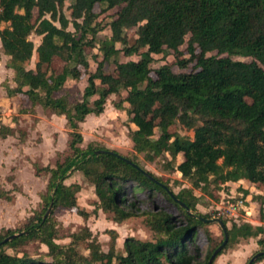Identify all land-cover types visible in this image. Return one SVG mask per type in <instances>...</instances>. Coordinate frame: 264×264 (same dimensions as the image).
Wrapping results in <instances>:
<instances>
[{
	"label": "trees",
	"instance_id": "obj_1",
	"mask_svg": "<svg viewBox=\"0 0 264 264\" xmlns=\"http://www.w3.org/2000/svg\"><path fill=\"white\" fill-rule=\"evenodd\" d=\"M71 1L68 16L66 0H0V24H6L0 38L16 82L15 87L3 85L9 96H26L32 104L65 115L70 129V151L64 159L55 166L36 165L37 174L50 173L43 209L23 229L0 233V242L18 234L0 244V264H208L218 246L205 260L198 247L191 250L197 230L209 224L200 216L210 217L198 211L195 189L211 194L213 185L221 188L243 179L264 186V0ZM107 14L111 34L100 40ZM133 29L135 38L130 35ZM32 34L41 37L38 45ZM94 49L99 53L92 68L88 53ZM35 52L36 66L28 68ZM57 61L61 68H56ZM107 62L114 63V72L106 70ZM84 74L82 99L71 103L66 82ZM113 94H125L115 106L126 110L136 127L130 134L133 152L127 154L93 143L81 145V123L90 114H102ZM176 126L193 135H182L173 129ZM0 133L7 137L12 129L2 125ZM166 153L172 158L167 166L190 180L192 187L175 193L168 181L138 160V154L154 161ZM179 156L182 160L176 163ZM75 171L83 172L95 186L94 211L112 213L116 222L143 216L155 240L128 237L126 253H117L115 244L104 251L86 229L73 233L68 245L58 243L53 217L57 209H75L89 217L77 200L81 184L66 182ZM136 189L163 193L185 221L176 224L164 210L138 211L126 196ZM243 193L248 196L249 191ZM1 198L12 195L0 188ZM254 198L260 200L264 222V195ZM51 203L52 212L45 217ZM227 228L229 239L218 255L241 239L255 237L262 252L255 262L264 259V225L243 222ZM223 236L220 244L224 231ZM33 241L48 247L51 262L26 252L20 255L19 248Z\"/></svg>",
	"mask_w": 264,
	"mask_h": 264
},
{
	"label": "rangeland",
	"instance_id": "obj_2",
	"mask_svg": "<svg viewBox=\"0 0 264 264\" xmlns=\"http://www.w3.org/2000/svg\"><path fill=\"white\" fill-rule=\"evenodd\" d=\"M71 2V0H66L64 6V12L68 16H70L69 5ZM110 12L113 13V10ZM110 20L111 17L107 14L103 20L105 28L98 34L100 40L111 34V30L107 26ZM69 29L74 30L72 25L69 26ZM130 35L132 38L136 37L134 29L130 31ZM31 38L36 44L39 43L40 37L38 38L37 35L32 34ZM186 47L187 44L182 49H186ZM97 53H99L97 49L89 50L88 56L92 68L96 66L94 55ZM99 57L101 58V55ZM121 58L127 60L125 56ZM245 60H250V57ZM35 66L36 63L33 60L28 64V67L35 68ZM55 66L61 68L62 63L57 61ZM105 68L114 72L115 65L107 62ZM175 69L179 70L178 67ZM191 69L192 67H189L187 71ZM86 77L84 74L81 79L70 78L66 82V92L71 103L82 99L87 84ZM8 80L7 78L6 81ZM5 84L9 85L10 83L5 82ZM6 91L5 85L0 86V128L2 125L9 127L12 129V134L4 137L0 133V188L9 191L12 199H0V233H5L8 229H23L29 218L36 211L43 209L42 196L47 192L50 173L43 171L37 174L36 165L55 166L70 151V129L64 115H58L41 104H32L23 95L8 97ZM124 95H111L102 114H91L87 116L84 124L81 123L80 131L84 138L81 145L84 148L93 143L97 146L116 149L124 154L133 152L134 143L130 134L136 127L131 122L126 110H120L115 106ZM173 129L178 130L182 135H193L192 131L186 130L183 126H176ZM171 159L169 153L154 161H149L144 158L143 154H138L141 165L168 181L175 193L184 187H192L190 180L167 166ZM181 160L182 156H179L176 163ZM66 182L81 184L82 188L77 194V200L80 208L88 211L89 217L85 218L77 210L69 208H59L54 212L53 217L59 228V237L56 241L62 246L71 243L73 233H79L86 229L92 231L104 251H109L111 245L115 244L117 253H126L124 242L128 237L155 240V233L146 224L143 216L116 222L112 213H105L101 209L94 211L98 199L95 194V186L84 176L83 172L75 171ZM243 189L249 191L248 196L244 195ZM195 193L200 197L197 205L198 211L210 215L209 218H226L228 227L233 223L243 222H249L255 226L264 225V222L260 220V200L253 199L256 195H264V186L256 187L243 179L239 182L225 183L221 188H216L213 185L211 194L200 189H195ZM126 196L128 200L135 201L140 212L164 210L176 218V224L185 221L182 220L183 216L179 207L161 192L150 195L146 189H136L128 190ZM230 204H234V208ZM206 229L209 230V233ZM223 237L220 224L209 223L207 228L197 230L193 237L191 250L194 246L198 247L200 258L205 260L212 249L221 245ZM210 238L212 239L210 240ZM80 249L86 254L89 252L84 246H81ZM260 249L257 238L241 239L217 255L212 264H248ZM19 251L20 255L26 252L36 258L44 257L49 262L53 260L51 256L47 255L48 247L40 241L28 242L21 246ZM9 252L14 253L12 249H9ZM114 264L117 262L115 261ZM253 264H264V259Z\"/></svg>",
	"mask_w": 264,
	"mask_h": 264
},
{
	"label": "crops",
	"instance_id": "obj_3",
	"mask_svg": "<svg viewBox=\"0 0 264 264\" xmlns=\"http://www.w3.org/2000/svg\"><path fill=\"white\" fill-rule=\"evenodd\" d=\"M4 26H6L5 23H1L0 24V28H3ZM39 37L40 36H38V38ZM40 42H41V37L39 39V43ZM9 58H10V56L4 53L3 46H2V41H1V38H0V86H2L5 82H8V83H10L9 85L11 87H15V85H16V82L14 81L15 71H14L13 68H10V67L7 66ZM31 60H33V62L36 63V61H37L36 52L33 55ZM27 67H28V65H27ZM28 68H33V67H28ZM7 78L9 79L8 81H6ZM6 95H8V97H12V96H9L8 91H6ZM0 97H1V93H0ZM82 124H84V122H82Z\"/></svg>",
	"mask_w": 264,
	"mask_h": 264
},
{
	"label": "water",
	"instance_id": "obj_4",
	"mask_svg": "<svg viewBox=\"0 0 264 264\" xmlns=\"http://www.w3.org/2000/svg\"><path fill=\"white\" fill-rule=\"evenodd\" d=\"M100 151H105V150H100ZM128 161H131V160H128ZM182 205L185 206L184 203H182ZM52 209H53V203H51L50 206L48 207V209H47V211H46V213H45V217H47L49 214H51ZM188 212L191 213L190 210H188ZM200 219L203 220V221H205L206 223H215V222L219 223L220 226L222 227V230H223L224 233H225V239H224L223 243H222L220 246L217 247V249L214 251V253L212 254V256H211V258H210V260H209V263H208V264H212L213 261H214V259H215V257H216V256L219 254V252L223 249V247L226 245V243H227V241H228V239H229V236H228V233H227V229H228V228H227V225L225 224V222L223 221V219L220 218V217H216V218H205V217H203V216H200ZM17 235H18V234L16 233V234H12V235L8 236V237L5 238L2 242H0V244H2V243H4V242H6V241H8V240H10V239H12V238H14V237H16ZM261 253H262V252H259L258 254H256L255 256H253V257L250 259V261L248 262V264H253L254 260H255V259L257 258V256L260 255Z\"/></svg>",
	"mask_w": 264,
	"mask_h": 264
},
{
	"label": "built area",
	"instance_id": "obj_5",
	"mask_svg": "<svg viewBox=\"0 0 264 264\" xmlns=\"http://www.w3.org/2000/svg\"><path fill=\"white\" fill-rule=\"evenodd\" d=\"M2 10H3V8H2L1 2H0V15H1V13H2ZM240 202H241V204H243L242 201H240ZM236 204H238V203H236ZM230 205H231V207L234 208V204H230ZM235 207H236V205H235Z\"/></svg>",
	"mask_w": 264,
	"mask_h": 264
}]
</instances>
